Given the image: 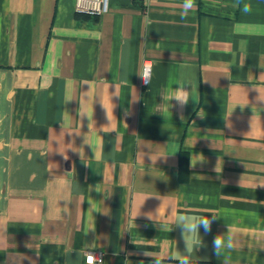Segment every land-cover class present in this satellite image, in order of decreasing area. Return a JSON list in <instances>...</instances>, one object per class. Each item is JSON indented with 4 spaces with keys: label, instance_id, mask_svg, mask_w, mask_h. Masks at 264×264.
<instances>
[{
    "label": "crops",
    "instance_id": "crops-1",
    "mask_svg": "<svg viewBox=\"0 0 264 264\" xmlns=\"http://www.w3.org/2000/svg\"><path fill=\"white\" fill-rule=\"evenodd\" d=\"M182 4L0 0V264H264V0Z\"/></svg>",
    "mask_w": 264,
    "mask_h": 264
},
{
    "label": "clouds",
    "instance_id": "clouds-1",
    "mask_svg": "<svg viewBox=\"0 0 264 264\" xmlns=\"http://www.w3.org/2000/svg\"><path fill=\"white\" fill-rule=\"evenodd\" d=\"M197 7L196 0H183L182 10L180 13L181 19H187L190 13H192ZM251 10V6L249 4L244 5V11L248 12ZM95 11L99 12L101 9L97 8ZM142 79L144 84H150V69L145 68L141 73H138ZM180 85V87L175 91V95L171 96V98H175L181 105H186L189 101L188 91L184 90V83L176 82ZM90 123L91 120L89 119ZM67 159V157H65ZM216 217L205 216H185L180 215L177 218V223L183 226L184 232L189 234L186 240L187 251L190 253L192 250V246L196 238L200 234L201 228L205 235L211 233L212 224ZM236 246L235 236L231 229L229 228L223 234H217L213 237L212 240V249L214 255L217 257L226 256L227 253L231 252ZM85 264H103V260L98 258L94 254H89L86 256ZM155 264H161V258L159 256L156 257ZM179 264H190V256L186 255L180 258Z\"/></svg>",
    "mask_w": 264,
    "mask_h": 264
},
{
    "label": "built area",
    "instance_id": "built-area-1",
    "mask_svg": "<svg viewBox=\"0 0 264 264\" xmlns=\"http://www.w3.org/2000/svg\"><path fill=\"white\" fill-rule=\"evenodd\" d=\"M133 1H140V2H148L149 0H133ZM97 8L101 9V11L97 12L95 11ZM110 9V0H75V10L79 14L87 15V16H93V17H100L106 12H108ZM152 61L149 59H145L143 61V68L142 71L145 68L150 69V76L152 74ZM89 254H94L98 258L102 259L104 262V251H102L99 248L96 249H90L87 250L85 253V259L86 256Z\"/></svg>",
    "mask_w": 264,
    "mask_h": 264
},
{
    "label": "trees",
    "instance_id": "trees-1",
    "mask_svg": "<svg viewBox=\"0 0 264 264\" xmlns=\"http://www.w3.org/2000/svg\"><path fill=\"white\" fill-rule=\"evenodd\" d=\"M184 169H185V166H184V164H183V162H182V165H181V172H182V179L184 178V176H183V171H184Z\"/></svg>",
    "mask_w": 264,
    "mask_h": 264
}]
</instances>
